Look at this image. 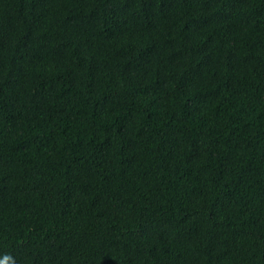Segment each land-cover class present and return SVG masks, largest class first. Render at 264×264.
<instances>
[{"label":"trees","instance_id":"trees-1","mask_svg":"<svg viewBox=\"0 0 264 264\" xmlns=\"http://www.w3.org/2000/svg\"><path fill=\"white\" fill-rule=\"evenodd\" d=\"M0 264H264V0H0Z\"/></svg>","mask_w":264,"mask_h":264}]
</instances>
